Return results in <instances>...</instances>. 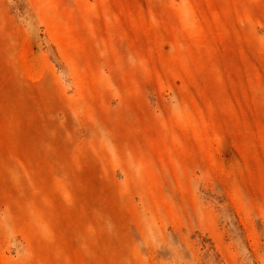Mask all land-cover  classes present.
<instances>
[{"label": "rangeland", "instance_id": "rangeland-1", "mask_svg": "<svg viewBox=\"0 0 264 264\" xmlns=\"http://www.w3.org/2000/svg\"><path fill=\"white\" fill-rule=\"evenodd\" d=\"M0 264H264V0H0Z\"/></svg>", "mask_w": 264, "mask_h": 264}]
</instances>
